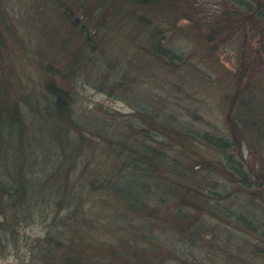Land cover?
<instances>
[{"label":"rangeland","instance_id":"obj_1","mask_svg":"<svg viewBox=\"0 0 264 264\" xmlns=\"http://www.w3.org/2000/svg\"><path fill=\"white\" fill-rule=\"evenodd\" d=\"M49 1L0 0V88L6 95L0 101L22 106L33 142L42 139V126L57 134L58 140L48 137L53 141L48 150L56 153L57 162L68 158L71 167L64 173L71 181L80 173L111 179L129 154L152 146L164 156L155 164L163 173L162 185L173 181L169 197L180 194L195 205L174 200L157 204L151 197L146 208L135 211L98 191L94 183L96 188L82 191L77 200L82 216L76 233L85 253L116 250L131 264H152L153 255L169 264H264V127L245 130L231 123L237 118L234 110L244 105L255 116L264 114V18L242 10L264 15V0H142V7H125L122 0ZM97 6L99 13L92 11ZM96 20L104 38L90 31V21ZM81 31L94 33V44H85ZM154 33L173 53H184V64L174 58L164 67L135 47H149ZM85 45L96 56L94 65L85 63ZM78 55L83 62L73 67L71 62H80ZM50 79L72 92L69 114L78 128L53 109L45 115ZM24 100L33 105L27 107ZM156 112L166 114L172 127L185 125L189 136L163 137L162 127L151 123ZM130 121L141 129H132ZM197 135L229 140L233 148L222 152ZM227 155L230 160L223 158ZM239 165L248 174L247 187L230 170ZM31 170L40 172L42 162ZM155 192L146 191L159 199ZM181 205L183 216L175 217ZM212 206L228 215L209 212ZM233 213L237 221L229 218ZM190 224L192 231H201L203 251L192 246V256L184 259L171 253L178 241L173 234L179 238L181 228ZM45 226L38 220L25 222L13 234H1L0 264L27 261L25 236L36 237ZM146 233H154L156 242H142ZM159 242L170 252H162Z\"/></svg>","mask_w":264,"mask_h":264},{"label":"trees","instance_id":"obj_2","mask_svg":"<svg viewBox=\"0 0 264 264\" xmlns=\"http://www.w3.org/2000/svg\"><path fill=\"white\" fill-rule=\"evenodd\" d=\"M143 2L153 4L154 0H143ZM142 4V0H122L120 5H125V7H142ZM147 4H145V6H147ZM96 8L98 11L93 9L92 11L99 13L100 10L98 6ZM100 8L104 9V7ZM103 9L102 13H100L101 15L103 14ZM242 10L246 13L244 15H253L255 19H260L261 17L264 18V15H262L263 13L260 10L245 11L243 7ZM91 18L92 20L95 19L92 16ZM97 23V20L94 22L90 21V31L94 33L97 32L99 35L101 34L102 38H104L102 35V29L99 28ZM94 33L91 34L89 32L86 35L81 31L85 44L89 45L91 41L94 44L96 38ZM84 47L85 55L88 57L85 63H91L94 65L93 62L96 60V56L89 55L93 53V50L89 49V46L87 45ZM135 47L144 51L150 58L154 59L164 67L173 64L172 61L174 58L179 63L184 64V53L181 51H174L176 54L173 53L171 48L167 46L165 39L158 33L153 34L149 47L145 46L144 49L141 44L138 46L137 43ZM76 57L78 62H80L77 63L75 60L71 62L73 67H78L83 62L81 55ZM104 63L106 62L104 61ZM63 68H67L66 65H64ZM49 71H51V68ZM56 71L60 77L65 79L63 74L60 73L61 71L57 69ZM103 72L105 73V71ZM113 80L117 81L116 79ZM117 83L118 82H115L116 85ZM0 87L2 88L3 86L0 85ZM1 88L0 96L6 97V95L2 93ZM62 89L59 86V83L54 79H50L46 82V91H48L49 95L46 97V107H44L45 115L49 117L47 112L49 109H53L54 112L59 113L60 117H64V115L66 116V123H68L71 128L73 125L78 128V126L72 124L74 123V120L71 119L69 114V103L72 99L70 95L72 92L63 87ZM2 101L3 100L0 101V235L3 233L7 235L13 234L15 229L20 226V224L23 225L25 222L32 223L38 220L41 227L42 224H46L43 233L41 232L40 235L33 238L25 236L29 256L26 257L27 261L22 262V264H131V261L126 260L125 254L120 255L116 250L114 253H107V251H105L104 253H92L91 256L89 254L87 255L80 240H78L79 236L76 233V227L78 225L77 219L82 216V210L81 206L77 203V200L82 197V191H85L89 187L96 188L94 187V183L99 186L98 191H101L107 196H111L116 202L120 201L126 208L129 206V208H133L135 211L146 208V201L151 199V197L157 204L162 203L170 205L171 201L174 200L184 202L182 205H189L190 207L195 206L187 204V202L184 201L185 199H182L183 196L180 194H174L169 197L170 193L168 190L173 186V181L170 180L168 185H162L165 181L162 178L163 173L157 170L158 166H155V164L158 165L156 163V161H158L157 157L161 158L162 156L164 158V156L155 153V149L149 145V148L141 146L142 148L140 149H143L142 154L137 150H134L133 152L130 151L132 153L127 156L128 158L126 159V162H124L122 167L117 169L118 172L115 173L114 170L113 175L115 176L111 179H101V176H93L91 178L89 175H82L80 173L77 179L71 181L68 178L69 174L66 175L64 173L67 168L71 167V164L69 165L66 162V159L68 158L65 157V160L63 158V162L61 160H58L57 162L53 159V157H55L54 154L56 153L54 152L53 154H50V151L48 150V145L53 144L52 139H48V137L53 136V140H58L57 134L50 131L49 128L42 126V139H39L40 141L38 140L37 142L34 140L33 142V139L29 138L27 135V121L24 119L27 113H24L22 106L17 101L14 102L15 104L9 103V105L4 104ZM25 102L28 104L27 107L33 105L29 100ZM246 106L247 105H244L242 108L234 110V114L237 118L231 123L234 122V125L244 127L245 130L252 129L255 131L256 129L254 127H257V125L259 127H264V122H262L264 114H258V116H255L257 113H254L255 115H253L251 112L252 110H248L249 108H245ZM34 108L37 112L39 111L42 113L41 109H37V106H34ZM156 114V120L150 118L151 123L154 125L158 124L162 127V130L159 132L163 137H169V135L189 136L190 131L183 128L186 127L185 125L181 123L183 126L182 128L176 126L172 127L168 124L166 114L161 112H156ZM56 115L58 116V114ZM45 122L49 123L46 117L44 119V123ZM129 124L132 129H141L136 128V125L132 121H130ZM148 125L151 124L149 123ZM257 131L259 132L260 130ZM195 137H197V140L199 141L213 144L217 149L222 150V152L233 148V142H230L229 140L224 142L220 139L215 140L209 138L208 136L198 137L197 135ZM45 143L47 145H45ZM72 147L73 145L68 146L67 148H71L72 150ZM37 157L39 159L41 158V161L37 160ZM227 157L228 155L225 157L223 156V158L230 160V156ZM40 162H42V170L40 172H33L31 170L32 165L39 164ZM173 167L175 170H178V162H175ZM233 167L234 168H231L230 170L234 171L235 178L240 180L244 187H247L249 183L248 174L245 171H241L244 167L240 168V165L239 167ZM147 190H155V193H158L160 196L159 199L154 198L153 195H148L146 193ZM199 192V190L194 191L195 194H198ZM191 195L194 196L193 193ZM220 195H215L214 197L219 198ZM182 205L173 212L175 217H178V215L183 216L179 211L182 208ZM199 206L200 204L196 206V208ZM217 207L219 206H212V208L209 209V212H213L215 215L225 213ZM154 215H156V213ZM224 215L228 214L225 213ZM229 218L237 221L234 213L230 215ZM240 219L239 221H241ZM241 222L242 224H245V220ZM192 228L191 224L186 228H181L179 238L176 237L177 232L175 231L176 234H173V237L179 242L177 241V246L173 245L174 247L171 248L173 252L171 253H178V256L188 259V257L192 256V246H195L198 251H203L202 246H199L202 240L201 231H192ZM142 238V242H151L154 240L156 242L154 233L153 235L151 233H146ZM157 245L160 246L162 252L164 251V248L170 252L169 247H165L161 242ZM149 258H152L155 261H152V264H169V262L163 263L161 259L158 262L154 255ZM197 258L199 263H201L202 257L197 256ZM172 264L180 263L173 262Z\"/></svg>","mask_w":264,"mask_h":264}]
</instances>
